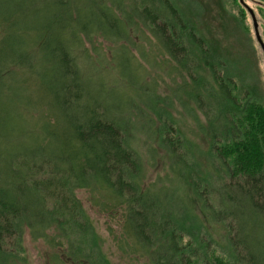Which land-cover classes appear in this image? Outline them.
Here are the masks:
<instances>
[{
	"label": "trees",
	"instance_id": "obj_1",
	"mask_svg": "<svg viewBox=\"0 0 264 264\" xmlns=\"http://www.w3.org/2000/svg\"><path fill=\"white\" fill-rule=\"evenodd\" d=\"M222 2L0 0V264H28L26 230L53 251L48 264H113L108 246L124 264H264L260 46L247 8ZM147 38L140 54L157 53L159 76L136 97L165 109L147 124L161 151L143 156L137 99L96 88L77 58L99 55L97 39Z\"/></svg>",
	"mask_w": 264,
	"mask_h": 264
},
{
	"label": "rangeland",
	"instance_id": "obj_2",
	"mask_svg": "<svg viewBox=\"0 0 264 264\" xmlns=\"http://www.w3.org/2000/svg\"><path fill=\"white\" fill-rule=\"evenodd\" d=\"M213 2H215V8H218L219 5L223 3L222 0H213ZM244 2H246L247 6L253 10L259 23L260 35L262 37V40L264 41V13L262 11V8H260L261 5L255 0H244ZM246 14L247 22L251 28V35L255 40L253 21L248 10L246 11ZM127 40L119 44H107L105 41H103V39H97V52L100 54L92 58H85L84 56L80 55V57L77 58V63L79 64L85 78L90 79L96 88L102 89L107 95L115 94V96L122 101L128 100L129 97L137 99V104L144 111L138 113V115L142 117L141 119L137 116V107H135L134 111H131V120H133L135 125H137V129L133 130L132 137L134 136V138L131 144L134 149L140 151L143 156H146V154L149 153V148H151V151L154 149H157L156 151H161L159 149L157 141L154 138V130H150L147 124H150L149 122L155 120L156 124H153V128L157 129V112L160 109H165V104L162 103L163 107L157 106L155 111L149 108L147 110L145 104L140 101L138 97H136V94L137 92H139L142 86H145L144 83H150L152 85L154 81L153 78L159 76L160 69L155 65V57L157 55L156 52L152 51L151 53H148V56H142L140 54L142 48L147 47V51L149 50L150 40L148 38L141 44L137 42L133 45H131V43H127ZM123 45L127 46V50L129 51V53L123 52L124 55L129 58V60L127 61L128 75H123V71L117 65V59L114 60L113 58V55L118 58L120 53H122ZM258 50L259 52L257 56L259 58V65L262 71V80L264 83V56L262 54L261 48H258ZM151 66L153 68H151ZM156 94L158 96H164L165 88L162 87L161 84L157 85ZM141 99L145 101L143 95L141 96ZM30 119L32 121H30ZM33 119L34 118L32 117L29 118L28 124L31 127L34 125ZM152 146L154 148H152ZM147 167L152 173L151 181H153L157 174H159L160 171H163L165 163L162 164L161 159H159L158 165L155 164V166L153 167ZM77 193L80 202L82 203L84 208L87 209V213L91 216V219L97 224V228L99 229L100 233L104 237L108 238L106 222L107 216L102 215L99 210L90 203L91 197L86 191H79ZM108 248L110 259L113 264H124L114 253V250H112L110 246H108ZM52 254L53 251L49 246L41 241L33 240L28 230H26L23 238V257L26 259L28 264H48L49 256Z\"/></svg>",
	"mask_w": 264,
	"mask_h": 264
},
{
	"label": "water",
	"instance_id": "obj_3",
	"mask_svg": "<svg viewBox=\"0 0 264 264\" xmlns=\"http://www.w3.org/2000/svg\"><path fill=\"white\" fill-rule=\"evenodd\" d=\"M240 3L247 8V10L249 11V14L252 18V21H253V28H254V34H255V38L257 40V43L258 45L260 46L261 50H262V54L264 56V41L262 40V37L260 35V32H259V23L257 21V18L253 12L252 9H250L247 4L244 2V0H240Z\"/></svg>",
	"mask_w": 264,
	"mask_h": 264
}]
</instances>
